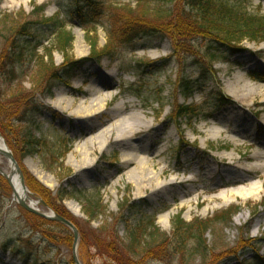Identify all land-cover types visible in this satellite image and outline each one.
<instances>
[{
    "label": "rangeland",
    "instance_id": "1",
    "mask_svg": "<svg viewBox=\"0 0 264 264\" xmlns=\"http://www.w3.org/2000/svg\"><path fill=\"white\" fill-rule=\"evenodd\" d=\"M79 1L82 0H0V62L9 53L14 31L21 23L41 17L62 16L68 6L75 7ZM102 1H105L108 9L111 7L109 13L116 8V19L120 18L118 14L128 15V7L136 11L133 17L141 14L138 0ZM243 2L252 14H264V0ZM39 5L46 6L45 12L33 14ZM165 8L172 10L174 6L167 5ZM107 17L98 19V51L105 47L108 39L107 28L110 24ZM10 20L16 23L12 24ZM75 20L76 23L72 22L69 28L75 36L71 57L81 63L76 64L73 71L61 81H51L46 76L45 80L41 78L38 81L36 78L41 76L39 61L32 65L27 76L13 84L8 93L11 95L23 88L30 96L22 105H12L20 102L14 98L7 101L8 113L0 116V134L15 155L23 175L27 172L50 190L57 205L63 206L79 223L76 248L80 264H84L83 251L92 248L94 239L89 236L88 219L82 205L70 197L61 201L59 193L62 191L73 192L76 189L89 197L98 192L108 206L107 217L100 218V222L106 221L112 225L123 214H129L126 203H135L143 213L157 215L156 223L160 231L169 236L172 235V221L177 214L182 213L183 219L191 222L198 218H213L230 207L240 208L228 224L220 223L209 229L207 240L214 247L211 250L212 259L208 263L241 264L253 260L256 251L243 250L241 243L252 238L264 240V207H261L264 192L251 198L236 195L226 201L218 199V195L222 192L232 194L239 186L250 182L260 185L261 177H264L263 169L245 172L229 160V154H232L241 165L256 164L255 151L260 149L264 152V42L243 41L240 47L244 53L229 56L227 62L214 61L212 71L220 86L208 81L202 92L196 89L192 95H186L179 88L181 75L198 78L199 72L193 65L186 69L188 56L179 50L176 53L177 46L172 41H142L135 51L129 46L119 45L114 58L106 56L94 60L91 59V45L87 41L85 29H82L78 19ZM113 24V29L123 26V23ZM52 41L46 43L45 47L50 48ZM196 46L202 48L198 57L204 61V45L197 43ZM84 53L87 55L82 56ZM42 54L44 50H41L40 56ZM53 57L55 66L60 67L64 57L56 51ZM45 61L49 62V59L45 58ZM238 76L254 88L260 86L250 102H239L227 92L235 86ZM49 90H52L51 95ZM61 92H67L66 97L75 101L74 110L80 102L86 108L94 103L93 113L74 116L73 110H58L55 104ZM218 92L221 93L219 97ZM218 98L224 101L221 103ZM121 104L123 109L113 119V110ZM188 105L196 107V117L191 120L187 116L179 118L178 111ZM133 116H140L149 122L152 130L141 132L128 142L119 144L114 134L108 143L104 141L102 144L99 140L102 130L123 117ZM215 126L222 129L221 136L216 140L208 138L206 133ZM31 135L53 145L68 142L69 153L64 165L52 173L44 169L39 155L24 156L25 137ZM232 137L241 141L236 144ZM91 138L97 140L93 146L88 144L87 151H79ZM203 140H206L204 147L201 144ZM146 142L151 144L148 150L144 148ZM163 144L167 146L163 156L155 157ZM132 145L141 149V156H146L147 151V155L156 162L155 170L166 166L168 170L161 182L169 181L171 176L185 175L197 178V183L175 184L154 193L145 190L143 194H138V182L130 181L132 167L126 168L121 156L122 151ZM84 159L92 165L84 168L87 165L80 163ZM9 165L8 160L0 155L3 172L11 171ZM208 167L211 171L206 173ZM228 174L235 179H231ZM25 184L28 186L26 176ZM188 189L192 192L185 195ZM197 193H201L198 198ZM13 196V188L0 175V264H75L74 239L68 241L62 234L60 240H51L48 244L40 233H34L31 223H27L25 218L26 211L15 202ZM33 196L41 200V210L49 213L52 208L40 196L35 193ZM189 200L194 201L188 204ZM70 205L78 208L77 213L69 210ZM118 230L123 235V226H119ZM53 232L57 236L58 231ZM262 244L260 257H264V241ZM89 252L93 256L92 249ZM193 264H203V261L195 259Z\"/></svg>",
    "mask_w": 264,
    "mask_h": 264
},
{
    "label": "trees",
    "instance_id": "2",
    "mask_svg": "<svg viewBox=\"0 0 264 264\" xmlns=\"http://www.w3.org/2000/svg\"><path fill=\"white\" fill-rule=\"evenodd\" d=\"M82 1L75 7L68 6L62 16L41 17L39 20L21 23L14 31L11 49L0 62V116L8 113L7 101L14 98L20 102L12 105H22L30 96L23 88L14 90L11 95L8 93L11 86L27 76L31 66L38 61L41 73L40 78H36L38 81L41 78L45 80V76L51 81L64 80L73 71L74 66L81 63L75 62L71 57L75 36L69 28L72 22L76 23L75 19H78L77 22L85 29L87 41L91 45V59L94 60L106 56L114 58L119 45L129 46L135 51L136 46L142 41L158 39L172 41L177 46L176 53L179 50L188 56L185 61L186 69L193 65L199 72L198 78L181 75L179 88L186 95H192L196 89L202 92L208 81L218 84L219 81L215 79L212 71L214 61H228L227 55L242 52L240 45L243 41L264 42V14L260 12L252 14L243 0H138L141 14L133 17L136 11L128 7V15L118 14L119 19H116L118 12L116 8L109 13L111 7L108 9L105 1ZM167 5L174 8L166 9ZM45 9V5H39L33 14L44 13ZM104 17L109 19L110 24L107 28L108 39L105 47L98 51L96 29L98 19ZM113 22L123 23V26L113 29ZM14 23L16 22L13 21L12 24ZM51 41L50 48L45 47V44ZM197 43L203 44L206 50V54H203L204 61H200L198 57L202 48L198 49ZM41 50H44V54L40 56ZM55 51L64 57L60 67L54 63ZM45 58H48L49 62L45 61ZM51 91L49 90V95ZM217 96H221V93L218 92ZM218 101L222 103L224 100L218 98ZM195 111L194 105L183 106L177 115L179 118L187 116L191 120L196 117ZM67 144L68 142L62 141L53 145L31 135L25 137L22 154L31 157L39 155L44 169L53 173L55 169L64 165L63 162L69 153ZM24 173L27 185L35 195L40 196L58 215L80 227L74 216L63 206L57 205L50 190L40 185L32 175ZM95 194L89 197L76 189L69 193L67 191L59 193L62 201L69 197L77 200L88 219L89 236L94 239V243L92 248L83 251L84 264H193L195 259H201L203 264H209L212 259V246L214 247L207 240L209 229L220 223L228 224L240 211V208L230 207L213 218H198L191 222L185 221L182 213L177 214L172 221L174 224L172 235L169 236L160 231L156 223L157 215L143 213L135 203H126L129 214H123L113 225L106 221L100 222V218L107 217L108 206L98 192ZM262 206L264 207V201ZM25 218L27 223H31L34 233H40L48 244L51 240H60L62 234H65L68 241L74 239L73 232L61 223L47 221L29 212H26ZM95 222H99L100 226L97 228L92 226ZM121 225H124V237L118 230ZM54 230L58 231L57 236ZM263 241L254 238L246 242L242 240L243 250L254 249L256 252L253 260H246L241 264H264V257H260ZM4 248L8 249L6 246ZM91 249L94 252L93 256L89 252Z\"/></svg>",
    "mask_w": 264,
    "mask_h": 264
},
{
    "label": "bare ground",
    "instance_id": "3",
    "mask_svg": "<svg viewBox=\"0 0 264 264\" xmlns=\"http://www.w3.org/2000/svg\"><path fill=\"white\" fill-rule=\"evenodd\" d=\"M87 55V54H83L82 56ZM237 83L235 84V88H229L227 90V92H229L234 98H236L239 102L242 103H247L250 102V100L254 99L256 93H258V88H260V86H258V88H254L252 87L248 82L244 83V80L242 79L241 76H238L236 78ZM90 91V90H89ZM67 92H61L58 95V102H56L55 107L58 110H61L63 112L65 111H72V115L76 116L79 114L82 115H86L87 113H93V110L95 109V105L94 103H92L91 105L89 104V106L86 108L85 104H83L82 102H80L81 104H78L76 106V110H74L72 107H74L75 101L73 99H70L68 97H66ZM98 105V104H97ZM121 106H123L122 104L120 106H118V108H116L115 110H113L112 112V118L115 119V117H118L120 111L123 109ZM91 115V114H90ZM152 130V125L145 121L142 117L140 116H133V117H123L122 119H120L119 121L114 122L112 125H110L108 128L104 129L101 131L100 133V138L99 140L102 141V144H104V141L106 143H108L110 137L112 138L113 135L115 134L114 139L116 140V143H125L128 142L129 140H131L132 136H135L141 132H148ZM222 132V129L220 127H216L213 128V130H209L207 131V135L208 138L210 139H215L217 137H220ZM232 140L237 144L239 143L241 140L235 137H232ZM95 141H97L96 139H89V142L86 144V146L84 147H80L79 151H87V145L89 144V146H93V144L95 143ZM205 142L206 140H203L201 142L202 146H205ZM149 143V142H148ZM146 142V144L144 145V148L146 150L147 147H149L151 144H148ZM7 144H5L4 140L2 139V137L0 136V150L6 149ZM167 146L166 144H163V146L157 151V153L155 154V157H162L163 153L166 151ZM144 149H142L143 151ZM141 154V149H138L137 146H131V148H126L125 150L122 151V160H124V164L126 166V168H131L132 170L131 172V176H130V181L133 182L137 181V192L138 194H143V192L145 190H149L154 192H157L159 190H163L165 189L167 186H171V185H185L187 184H192L193 183H197V178L193 177V178H189L186 177L185 175L182 176H171L169 178V181H164L161 182V179L164 177V175L167 173L166 166H162L161 168H159L158 170L156 169V162H153V159H151L148 155H147V151H146V156L144 155H140ZM255 157L257 158V163L256 164H249V165H241L238 162L235 161L234 156L232 154H229V160L237 165L241 167L242 171H258L260 169L264 170V152L262 150L259 149V151H255ZM84 155V154H83ZM82 165H87L84 166V168L89 167L90 165H92V163L82 160V162H80ZM208 172L211 171V169L208 167L207 170ZM230 173V172H229ZM229 175V174H228ZM230 176V175H229ZM186 177V178H185ZM231 177V176H230ZM262 178V182L260 185H258L257 183L254 182H250L249 184H244L242 186H239V189L231 192L232 194L227 195L225 192H222L218 195V199L221 198L223 200H228L230 197L233 196H242L244 198H251V197H255L257 195H260L261 193L264 192V177ZM231 179H235L234 177H231ZM11 186L13 187L14 190V194H15V199L16 201L19 200L20 198L26 200V202L33 208H35L36 210H41L39 207V203L38 200H36L34 197H32L30 191L28 189H24L23 186H21V182H20V178L15 174L12 176V181H11ZM192 192V190L190 191L189 189L184 193L186 195V193H190ZM194 192V191H193ZM260 193V194H259ZM201 193H197L196 198H198L200 196ZM251 196V197H250ZM194 200H189L187 203L188 204H192ZM69 210H72L73 212L77 213L78 208L73 206H69Z\"/></svg>",
    "mask_w": 264,
    "mask_h": 264
},
{
    "label": "water",
    "instance_id": "4",
    "mask_svg": "<svg viewBox=\"0 0 264 264\" xmlns=\"http://www.w3.org/2000/svg\"><path fill=\"white\" fill-rule=\"evenodd\" d=\"M0 155L5 156L8 159V161L10 162L11 166H13L10 175H6L5 173L3 174L1 172V169H0V172L2 173L3 177H6L7 180H8V183L11 185L12 176L16 174L20 178L21 186H23L24 189L26 190L27 186L25 185V176H23V172H22L21 166L18 164L15 155L12 154V152L8 148V146L6 147V149L0 150ZM18 203H19L20 207L23 208L25 211H29L30 213H32V214H34L36 216L42 217V218H44L46 220H51V221H54V222L62 223L65 226H67L70 229H72L73 232H74V237H75V243H74V246H73L74 249H75V251H74L75 263L76 264H80L79 259L77 258V254H76V251H77L76 244H77L78 239H79V237H78L79 231L76 228V226H74L72 224V222L68 221L63 216L57 215L56 213H51L49 215L41 213L39 210L37 211L35 208L31 207L26 202V200H24L22 198H20L18 200Z\"/></svg>",
    "mask_w": 264,
    "mask_h": 264
}]
</instances>
